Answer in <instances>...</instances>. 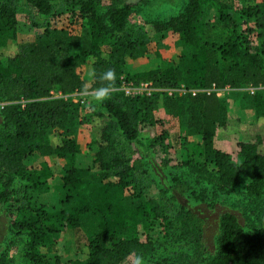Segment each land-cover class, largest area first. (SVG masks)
<instances>
[{"label": "trees", "instance_id": "16d2710c", "mask_svg": "<svg viewBox=\"0 0 264 264\" xmlns=\"http://www.w3.org/2000/svg\"><path fill=\"white\" fill-rule=\"evenodd\" d=\"M18 1L0 0V102L6 103L0 108V208L10 212V225L25 235L23 256L29 262L60 264L58 259L41 263L53 216L42 209L26 215L25 210L23 214L19 207H10L18 200L17 192L26 195L32 190L44 191L55 174L54 165L45 160L38 167H28V157L64 159L70 164L62 177L66 194L55 220L76 228L82 215L98 214L106 229L87 237L79 264H117L131 253L152 247V238L160 229L170 228L172 222L156 199H141L140 190L135 195L140 197L138 203L126 207V192L133 180L131 167L124 151L116 147L113 132L119 131L125 141L135 142L139 140L140 123H156L154 110L165 109L178 118L187 115L180 135L185 148L181 163L203 170L207 147L228 123L226 102L215 92L172 97L163 90L181 83L198 90L213 86L264 87V3L240 0L239 10L234 12L219 0H187L185 9L177 15L147 25L154 33L171 29L179 34L194 49L189 67L183 70L162 62L131 72L127 62L137 56L149 32L128 27L133 8L130 3L112 0L101 10V0H58L65 8L61 10L67 12L69 25H79L83 32L68 35L77 51L60 55L44 38L35 40L28 51L20 50ZM23 1L39 17L51 18L61 12L56 0ZM209 4L225 34L219 42L207 38L208 23L203 19L202 5ZM252 36L257 39L255 44ZM108 69L116 74L111 88L122 82L146 81L160 90L149 96H124L112 91L108 99L95 105L94 111L92 107L91 115L106 116V121L95 141L99 148L94 165L88 169L94 179L85 181L82 170L72 163L80 147L70 136L68 126L82 104L65 95L101 86L100 77ZM52 90L64 96H52ZM251 102L255 115L264 119V90H256ZM237 146L241 156L238 164L227 152H214L211 161L218 180L230 186L244 176L249 180V190L258 193L264 184V125L247 130ZM215 246L203 264H264V227L246 231L234 213L223 212ZM0 264H5L1 251Z\"/></svg>", "mask_w": 264, "mask_h": 264}, {"label": "rangeland", "instance_id": "374dc122", "mask_svg": "<svg viewBox=\"0 0 264 264\" xmlns=\"http://www.w3.org/2000/svg\"><path fill=\"white\" fill-rule=\"evenodd\" d=\"M111 1L101 0V10H105ZM221 1L226 2L234 12L239 10V0ZM125 2L133 6L128 17V27L146 28L149 32V38L139 48L137 56L128 60L127 69L137 72L162 62L183 70L188 68L194 49L187 46L180 35L171 29L154 33L147 25L177 15L185 9L187 0ZM55 3L61 11L60 14L44 18L37 16L35 9L23 0L18 1L17 40L20 50L28 51L35 40L44 38L52 43L55 52L60 55L77 51L71 46L68 35H79L83 33L82 28L79 25H69L67 12L61 10L65 9L63 4L58 0ZM202 15L208 23V40H223L225 34L217 22L214 7L210 4L202 5ZM252 40L254 44L257 41L254 36ZM122 78L124 76H121ZM112 91H119L124 96L131 95L126 93L122 83L111 88L110 92ZM188 92L189 89L181 83L177 88L165 91V94L182 97ZM88 93L90 94L91 90H88ZM252 94L246 86L238 89L225 88L220 92L219 96L227 104L228 123L218 130L217 136L207 147L208 160L203 170L181 163L185 148L180 135L187 123V115L178 118L165 109L154 110L156 123H140L139 140L135 142L125 141L119 131L113 132L112 138L117 143L116 147L121 152L124 151L123 155L131 167L133 180L126 192V207L131 208L138 203L140 197L136 198L135 195L140 190L141 199H156L172 222L170 228L160 229L152 238V247L131 253L117 264H135L137 257L143 259V264H203L215 250L220 232V216L226 211L234 213L246 231L264 227V184L258 193L249 190V180L244 176L235 185H223L218 180L211 161L214 152L222 150L230 155L234 163H240L238 141L247 130L264 125V119L255 115L251 102ZM67 97L82 104L68 125L70 136L80 147V152L72 163L82 170L85 181H92L94 177L88 169L94 165L93 161L99 148L95 141L104 126L106 116L102 118L91 115L97 103L85 92L71 93ZM58 130L50 131L57 134ZM44 160L55 168V174L47 182L48 187L40 192L28 191L29 194L26 195L17 192L15 197L18 200L12 201L10 208L19 207L22 212L25 210L26 215L33 213L32 210L42 209L53 216L52 225L47 223L52 231L42 249L44 259L41 263H52L58 259L60 264H79L87 237L105 231V225L100 216L93 212L82 215L76 228L67 227L55 220L56 214L64 204L66 192L62 188V177L70 164L64 159L43 158L37 155L28 157L26 164L28 167H38ZM60 167H63L62 170ZM21 211L18 216H21ZM9 213L5 208H0V251L5 256V264H32L23 256L26 237L10 225Z\"/></svg>", "mask_w": 264, "mask_h": 264}, {"label": "built area", "instance_id": "2783aa9c", "mask_svg": "<svg viewBox=\"0 0 264 264\" xmlns=\"http://www.w3.org/2000/svg\"><path fill=\"white\" fill-rule=\"evenodd\" d=\"M123 85V89L126 91L127 94H131V95H146L149 96L151 95V93L158 91L160 89L154 88L150 82H139L137 84L132 83V82H122ZM247 89H250L251 93H254L256 90L258 89H263L264 87L259 86V87H252V86H246ZM225 88H230V87H224V88H215L214 86L210 89H202V90H198V89H189V92L192 94H195L196 92H215L218 96L220 94V92L222 91V89ZM231 89V88H230ZM163 91H169V89H165ZM75 94H78L77 92H74ZM51 95L52 96H64L62 93L57 92L52 90L51 91ZM66 97L68 95H65ZM6 103L5 102H0V108H2Z\"/></svg>", "mask_w": 264, "mask_h": 264}, {"label": "clouds", "instance_id": "9594fccd", "mask_svg": "<svg viewBox=\"0 0 264 264\" xmlns=\"http://www.w3.org/2000/svg\"><path fill=\"white\" fill-rule=\"evenodd\" d=\"M115 79V71L112 69H108L100 77V80L102 82L101 86L92 89L90 94L87 90H85V94L90 95V98L97 104L103 103L110 97V89L115 82ZM135 264H143V259L141 257H137L135 260Z\"/></svg>", "mask_w": 264, "mask_h": 264}, {"label": "crops", "instance_id": "0c3cea01", "mask_svg": "<svg viewBox=\"0 0 264 264\" xmlns=\"http://www.w3.org/2000/svg\"><path fill=\"white\" fill-rule=\"evenodd\" d=\"M220 2L223 3V4H226V2H223L221 0H220ZM257 2L264 3V0H257ZM238 7H240V0H239V3H238Z\"/></svg>", "mask_w": 264, "mask_h": 264}]
</instances>
